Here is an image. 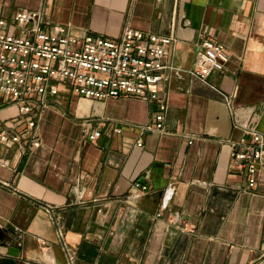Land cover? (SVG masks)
Wrapping results in <instances>:
<instances>
[{
    "label": "crops",
    "instance_id": "crops-1",
    "mask_svg": "<svg viewBox=\"0 0 264 264\" xmlns=\"http://www.w3.org/2000/svg\"><path fill=\"white\" fill-rule=\"evenodd\" d=\"M21 10L76 35L173 36V69L159 87L166 133L144 130L158 113L148 99H80L67 86L47 97L38 148L26 125L12 130L22 141L0 145V261L264 264V173L250 190L232 168L244 135L234 113L264 135V0H0V18ZM207 38L230 59L202 81L191 71ZM19 115L0 107L1 121Z\"/></svg>",
    "mask_w": 264,
    "mask_h": 264
},
{
    "label": "built area",
    "instance_id": "built-area-1",
    "mask_svg": "<svg viewBox=\"0 0 264 264\" xmlns=\"http://www.w3.org/2000/svg\"><path fill=\"white\" fill-rule=\"evenodd\" d=\"M174 41L173 36L145 34L129 27L118 39L76 35L65 26L46 23L39 11L21 10L11 21L0 18V107L13 103L20 114L10 122L0 120V145L21 143L22 136L11 132L24 124L32 146L38 148V120L48 107L47 97L58 95L61 85L80 99H148L156 103L158 113L154 128L144 130L166 133L168 95L159 87L170 79ZM200 44L191 72L206 81L213 72H223L230 57L226 47L211 38ZM234 127L244 135L235 144L232 168L243 172L245 185L252 190L264 173V135L252 117L240 119L234 113ZM115 132L122 133L121 129ZM83 133L90 141L102 135L98 129L84 128ZM133 188L139 193L151 191L139 182ZM59 234L62 238L61 231ZM66 251L73 263L70 250Z\"/></svg>",
    "mask_w": 264,
    "mask_h": 264
},
{
    "label": "water",
    "instance_id": "water-1",
    "mask_svg": "<svg viewBox=\"0 0 264 264\" xmlns=\"http://www.w3.org/2000/svg\"><path fill=\"white\" fill-rule=\"evenodd\" d=\"M2 232L3 231L0 228V240L3 239ZM0 264H17V262L11 258H4V259H1Z\"/></svg>",
    "mask_w": 264,
    "mask_h": 264
},
{
    "label": "rangeland",
    "instance_id": "rangeland-1",
    "mask_svg": "<svg viewBox=\"0 0 264 264\" xmlns=\"http://www.w3.org/2000/svg\"><path fill=\"white\" fill-rule=\"evenodd\" d=\"M61 86H64V85H61ZM65 87V86H64Z\"/></svg>",
    "mask_w": 264,
    "mask_h": 264
}]
</instances>
